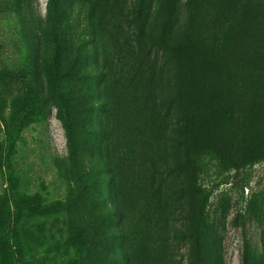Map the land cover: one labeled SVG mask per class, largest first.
<instances>
[{
  "label": "trees",
  "instance_id": "obj_1",
  "mask_svg": "<svg viewBox=\"0 0 264 264\" xmlns=\"http://www.w3.org/2000/svg\"><path fill=\"white\" fill-rule=\"evenodd\" d=\"M13 12L30 64L10 119L0 95L5 133L55 108L67 149L53 157L55 200L0 196L27 255L17 264H181L177 236L185 264H224L196 178L211 163L264 161V0H47L43 19ZM244 214L241 264H264Z\"/></svg>",
  "mask_w": 264,
  "mask_h": 264
},
{
  "label": "rangeland",
  "instance_id": "obj_2",
  "mask_svg": "<svg viewBox=\"0 0 264 264\" xmlns=\"http://www.w3.org/2000/svg\"><path fill=\"white\" fill-rule=\"evenodd\" d=\"M16 5L22 10V17L43 19L47 0H0V95L6 100L5 114H9V119L19 110L16 107L11 110V96L25 88L30 64L22 39L25 19L20 20L13 12ZM4 70L6 74L2 73ZM7 124L8 121L0 118V196L8 198L14 190V193L25 191L46 202L55 200L63 186L53 157H64L67 153L64 129L55 108L42 120H23V124L17 126L19 131L16 128L10 137L5 133ZM208 167L207 173L196 178V185L209 194L206 208L216 226V242L224 264H241L244 233L241 217L248 209L253 220L245 223L246 235L256 248L264 241V161L245 165L236 162L233 168L221 170L214 163ZM4 206L5 202L0 201V210ZM11 229V219L7 213L0 212V230L4 234L0 241V264H17L20 256L27 258L16 249ZM187 244L178 236L173 239V252L181 264H185Z\"/></svg>",
  "mask_w": 264,
  "mask_h": 264
}]
</instances>
